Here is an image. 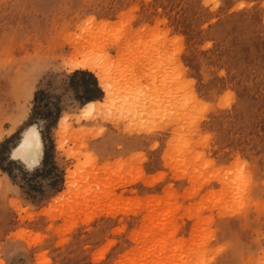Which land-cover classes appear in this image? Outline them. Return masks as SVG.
<instances>
[{
  "label": "rangeland",
  "instance_id": "1",
  "mask_svg": "<svg viewBox=\"0 0 264 264\" xmlns=\"http://www.w3.org/2000/svg\"><path fill=\"white\" fill-rule=\"evenodd\" d=\"M0 264H264V0H0Z\"/></svg>",
  "mask_w": 264,
  "mask_h": 264
},
{
  "label": "bare ground",
  "instance_id": "2",
  "mask_svg": "<svg viewBox=\"0 0 264 264\" xmlns=\"http://www.w3.org/2000/svg\"><path fill=\"white\" fill-rule=\"evenodd\" d=\"M70 67L74 69H87L97 76L100 84L99 86L104 90V97L102 99L88 100L80 108L82 113L92 112L95 109H99V104L105 103H114V96L117 99V92L113 91V84L110 82L108 76L98 63L95 62L88 54L81 55L80 58L75 57L70 61ZM101 106V105H100ZM102 106H105L104 104ZM109 106V104L107 105ZM65 117L60 118V122L64 121ZM62 128V126H60ZM68 128V127H67ZM38 131V130H37ZM39 131L36 132L34 125L27 127L21 134L19 142L15 147H13L12 155L15 158L22 159V162L28 166L40 162L43 156V146L40 137L38 136ZM62 142V139L59 140V143ZM62 144V143H61ZM60 144V145H61ZM68 174V173H67ZM72 176V175H71ZM68 176V178H71ZM68 184V183H67Z\"/></svg>",
  "mask_w": 264,
  "mask_h": 264
},
{
  "label": "trees",
  "instance_id": "3",
  "mask_svg": "<svg viewBox=\"0 0 264 264\" xmlns=\"http://www.w3.org/2000/svg\"><path fill=\"white\" fill-rule=\"evenodd\" d=\"M45 156L47 155V154H44Z\"/></svg>",
  "mask_w": 264,
  "mask_h": 264
}]
</instances>
